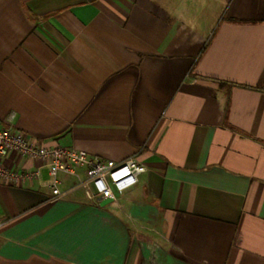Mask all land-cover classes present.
Returning a JSON list of instances; mask_svg holds the SVG:
<instances>
[{
  "label": "crops",
  "instance_id": "1",
  "mask_svg": "<svg viewBox=\"0 0 264 264\" xmlns=\"http://www.w3.org/2000/svg\"><path fill=\"white\" fill-rule=\"evenodd\" d=\"M146 171L117 202L0 183V264H264V0H0V129ZM71 178H63L62 190Z\"/></svg>",
  "mask_w": 264,
  "mask_h": 264
},
{
  "label": "built area",
  "instance_id": "2",
  "mask_svg": "<svg viewBox=\"0 0 264 264\" xmlns=\"http://www.w3.org/2000/svg\"><path fill=\"white\" fill-rule=\"evenodd\" d=\"M15 115L8 119V127L0 129V183L14 184L33 181L40 175L39 170H13L2 163L9 155L28 161L39 162L47 168L51 178L47 187L52 191L51 203L60 200L75 191H83L90 200L117 201V195L123 194L138 183L139 177L146 171L135 158L121 162L89 156L85 151L61 146H47L30 140L25 134L11 125ZM63 178H71V185L62 190ZM5 226L0 215V229Z\"/></svg>",
  "mask_w": 264,
  "mask_h": 264
}]
</instances>
